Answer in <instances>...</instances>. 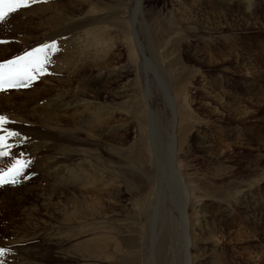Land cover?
Segmentation results:
<instances>
[{
	"label": "rangeland",
	"instance_id": "obj_1",
	"mask_svg": "<svg viewBox=\"0 0 264 264\" xmlns=\"http://www.w3.org/2000/svg\"><path fill=\"white\" fill-rule=\"evenodd\" d=\"M213 1L36 0L6 14L0 44L14 43L13 57L56 50L44 74L0 92V115L18 112L10 154L27 162L0 186V264H96L89 247L141 225L142 258L153 224L166 239L159 264H184L172 121L191 129L180 170L202 196L198 226L220 229L201 234L195 264H264V0ZM113 248L104 264L134 250Z\"/></svg>",
	"mask_w": 264,
	"mask_h": 264
},
{
	"label": "bare ground",
	"instance_id": "obj_2",
	"mask_svg": "<svg viewBox=\"0 0 264 264\" xmlns=\"http://www.w3.org/2000/svg\"><path fill=\"white\" fill-rule=\"evenodd\" d=\"M141 1L142 0H136V7L139 9L141 6ZM215 2V0L213 1ZM219 2V1H218ZM196 3V2H195ZM223 4V3H222ZM195 5V4H194ZM196 6V5H195ZM187 8V7H186ZM188 9V8H187ZM214 9V8H213ZM215 10V9H214ZM189 12V11H188ZM212 13H214V11H211ZM216 12V11H215ZM225 17V15H224ZM186 19V18H185ZM16 22V21H15ZM5 22H0V34H1V30L4 26ZM14 22L7 25V26H13ZM5 35V34H4ZM7 35H10V37H15L14 33L11 29H9V31L7 32ZM131 50L132 47L131 45L129 46ZM16 46L14 43H7V45H1L0 44V62H3L5 60H9L12 59L13 56L16 55ZM165 90V89H164ZM16 92V90L13 91H9V92ZM2 92V91H0ZM5 92V91H4ZM17 93V92H16ZM15 93V94H16ZM9 96V95H8ZM17 96V95H16ZM15 96V97H16ZM11 97V96H9ZM8 97V98H9ZM5 98V97H3ZM7 98V99H8ZM5 99V101L7 100ZM3 99H0V103H2ZM11 100V99H10ZM9 100V101H10ZM13 100V99H12ZM15 100H13L14 102ZM4 103V102H3ZM10 103V102H8ZM15 103V102H14ZM174 103V102H173ZM5 104V103H4ZM11 106L13 107V103H10ZM16 104V103H15ZM2 105V104H1ZM148 105H150V102H148ZM3 106V105H2ZM9 106V105H8ZM9 106V107H11ZM9 109V108H8ZM7 109V113L11 114L10 119L8 120V124L7 127H9L10 130H15L17 129V125L19 122L18 119V112L16 110H8ZM14 109V107H13ZM17 109V108H16ZM174 110V109H173ZM173 112H176L173 111ZM153 114V113H152ZM175 115V114H174ZM12 118V119H11ZM175 119V118H174ZM171 130L168 131L167 135H168V140L169 142L166 144L167 146V156H168V160H169V172H170V176L175 177L180 186L183 189V196H182V200H181V208H180V213L179 216H175L174 214L172 215L171 220L172 221H176L175 219H177L178 223L184 224L187 226V235H183L182 234V248H183V252L185 255V261L184 264H195L196 261L200 260V257L197 256H193L192 255V248L195 247H199L198 245H200L201 241L206 240L207 238H204V235H201L203 233H206L207 231L211 234V237L209 239H214L217 240L216 235L218 236V232L220 231L219 228H213V230L210 229H205V226H198L200 225L198 222L200 221V215L201 212L199 211L200 209V205H201V198L202 196H199L198 193H196V189L192 188L190 184H188L186 182V178L185 173L183 171H181L180 169L183 168L182 164H181V160H180V153H188V148L186 149V145H189V135H190V130L185 131V133H182L180 130H178V128L176 129L175 123L172 121L171 122ZM146 126V125H145ZM178 126V125H177ZM147 127V126H146ZM144 127V128H146ZM180 127V126H179ZM166 129V128H165ZM183 129V128H182ZM145 131V130H144ZM146 132V131H145ZM154 132V131H153ZM181 135H183L181 137ZM140 137V136H139ZM142 137H140L141 139ZM137 140V139H136ZM153 144V143H152ZM184 146H186L185 148H183ZM147 147V146H146ZM144 147V148H146ZM153 147V145H152ZM151 146H149V148L152 149ZM154 147H156L154 145ZM154 149V148H153ZM186 149V150H184ZM157 150V149H156ZM146 151V150H145ZM160 151V150H159ZM182 151V152H181ZM147 152V151H146ZM149 152V151H148ZM180 152V153H179ZM14 153V152H13ZM150 153V152H149ZM155 153V152H154ZM159 153V152H158ZM157 151L156 154L158 155ZM163 153V152H162ZM166 153V152H165ZM16 154V153H15ZM151 154V153H150ZM153 154V153H152ZM153 156V155H151ZM150 156V158H151ZM166 156V155H165ZM98 158V157H97ZM154 158V157H153ZM99 160V159H98ZM97 160V161H98ZM152 160V159H151ZM155 159H153L154 161ZM2 161H6V158H0V163L2 164ZM150 162V161H149ZM2 165H5L4 163ZM185 167V166H184ZM187 174V173H186ZM193 183V182H192ZM191 183V184H192ZM162 184V180L159 181L158 184V197H159V190ZM112 188V187H111ZM10 189V187H5L3 190L5 192H8ZM13 189V187L11 188V190ZM15 190V189H14ZM109 190V189H108ZM112 190V189H111ZM110 190V191H111ZM113 191V190H112ZM10 192V191H9ZM8 192V193H9ZM108 192V191H107ZM109 193V192H108ZM156 193V192H155ZM110 194V193H109ZM12 195V194H11ZM18 195V194H17ZM16 195V196H17ZM135 195V194H134ZM10 196V193L9 195ZM7 196V197H8ZM154 196V195H153ZM6 197V198H7ZM99 198V197H98ZM160 198V197H159ZM159 198L157 200V202L159 203ZM17 199V198H16ZM97 199V198H96ZM100 199V198H99ZM106 199V198H105ZM12 200V199H11ZM107 200V199H106ZM114 200V199H113ZM116 200V198H115ZM4 201V200H3ZM111 201V200H110ZM97 202V200H96ZM112 202V201H111ZM107 203V202H106ZM109 203V202H108ZM113 203V202H112ZM111 203V204H112ZM118 203V202H117ZM120 203V202H119ZM131 203V202H130ZM100 204V203H99ZM98 204V205H99ZM129 204V203H128ZM136 204V203H135ZM114 206L116 204H113ZM150 205V204H149ZM102 206V205H101ZM107 206V205H106ZM122 206V205H121ZM139 206V205H137ZM202 206V205H201ZM100 207V206H99ZM109 207V206H108ZM126 207V206H125ZM150 208V207H149ZM100 209V208H99ZM110 209V208H109ZM187 209L191 210V212L187 211ZM98 210V209H97ZM101 210V209H100ZM104 210V209H103ZM107 210V209H106ZM116 211V210H115ZM124 211V210H123ZM129 211V210H128ZM136 211V210H135ZM98 212V211H97ZM104 212V211H103ZM108 212V211H107ZM111 212V211H110ZM114 212V211H113ZM131 212V209H130ZM204 212V210H203ZM142 213V212H141ZM175 213V212H174ZM100 213H98L97 217L99 216ZM102 214V213H101ZM105 214V212H104ZM103 214V215H104ZM154 214V213H153ZM116 215V214H115ZM158 215V214H157ZM114 216V215H112ZM159 216V215H158ZM100 217V216H99ZM155 217V216H154ZM153 217V218H154ZM157 217V216H156ZM152 218V217H151ZM77 219V218H76ZM75 219V220H76ZM94 219V218H93ZM96 219V218H95ZM116 219V218H115ZM74 220V219H73ZM111 220V219H110ZM152 220V219H151ZM155 220V219H154ZM197 220V221H196ZM119 221V220H118ZM147 221V220H146ZM157 221V219H156ZM77 222V221H76ZM131 222V221H130ZM139 222V221H138ZM155 222V221H154ZM122 223V221H121ZM137 223V222H135ZM143 223V222H142ZM112 224V223H111ZM139 224V223H138ZM144 224V223H143ZM115 225V224H114ZM137 225V224H136ZM150 225V224H149ZM131 226V225H130ZM162 226V225H161ZM120 227V226H119ZM128 227V226H127ZM133 227V226H132ZM150 227V226H149ZM165 227V226H164ZM117 228V227H115ZM134 228V227H133ZM98 229V228H97ZM102 229V228H101ZM110 229V228H109ZM108 229V230H109ZM126 229V228H125ZM131 229V228H130ZM139 231H136L137 236L135 237V239H129V240H120L118 243H114L113 239L112 241H106L105 242H101L100 244L98 243L96 245L95 248L93 247H89L87 249L88 253H94L95 259H96V264H104V261H110V257L112 254V250L114 249L113 247H115V249L120 248V246L122 245V247H127L129 250L134 248V250H130L129 252H126L125 255H122V257L120 258L121 262L125 263V264H159L161 261H163V257H164V252H165V245L166 242L164 239L165 237L163 236L162 239L160 238L159 230L158 227H155V225L153 224L149 230L150 232V237L149 240L151 242V246L150 249L148 251V253L144 254L143 257H139L138 251H136L137 246H144L143 243H138V239L140 238H144V231H143V225H141L140 227H138ZM149 229V228H148ZM160 229V228H159ZM107 230V231H108ZM129 230V229H128ZM158 230V231H157ZM119 231V230H118ZM122 231V230H121ZM162 231V230H161ZM111 232L114 233L113 229L111 230ZM132 232V231H131ZM220 233V232H219ZM132 234V233H131ZM222 234V233H221ZM167 235V234H166ZM112 236V235H111ZM114 236V235H113ZM102 237V236H101ZM124 237L121 235V238ZM128 237V236H127ZM126 237V238H127ZM146 238V237H145ZM144 238V239H145ZM208 240V239H207ZM104 241V240H103ZM171 244V243H170ZM113 248V249H112ZM204 248V247H203ZM202 248V249H203ZM206 249V248H205ZM122 250V249H121ZM140 250V249H138ZM116 251V250H115ZM123 254V253H122ZM119 256V255H118ZM120 257V256H119ZM119 259V258H118ZM114 262V260H113ZM118 262V261H117ZM119 263V262H118ZM116 264V263H115Z\"/></svg>",
	"mask_w": 264,
	"mask_h": 264
},
{
	"label": "snow or ice",
	"instance_id": "obj_3",
	"mask_svg": "<svg viewBox=\"0 0 264 264\" xmlns=\"http://www.w3.org/2000/svg\"><path fill=\"white\" fill-rule=\"evenodd\" d=\"M34 2L36 0H0V22L5 20L7 13L14 12L21 6L27 7ZM55 50V41H53L21 56L0 62V91L26 86L37 75L44 74L45 65L50 62L49 52ZM8 123L7 117L0 115V158L8 157L10 160L5 168H0V186L17 183V177L27 163L10 154L11 145L7 141L10 137H18L19 134L5 127ZM4 251L5 249H0V254Z\"/></svg>",
	"mask_w": 264,
	"mask_h": 264
}]
</instances>
